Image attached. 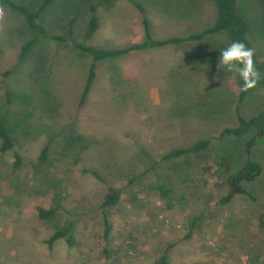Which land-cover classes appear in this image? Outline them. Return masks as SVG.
<instances>
[{"label": "rangeland", "instance_id": "1", "mask_svg": "<svg viewBox=\"0 0 264 264\" xmlns=\"http://www.w3.org/2000/svg\"><path fill=\"white\" fill-rule=\"evenodd\" d=\"M12 1L32 12L42 2ZM90 4L99 25L86 40ZM137 4L157 39L197 33L217 15L215 0H54L38 18L48 37L21 55L33 31L6 7L0 113L10 115L23 160L14 168L13 152H0V264H154L163 256L166 264H264V139L252 152L262 171L244 184L253 199L223 202L225 174L217 166L224 158L232 171L239 168L254 133L230 137L222 129L237 125V113L247 118L264 110V3L236 0L261 74L241 102L240 75L219 67L220 51L231 44L223 32L100 60L83 97L92 59L71 40L101 49L141 41ZM200 138L210 140L205 150L151 168ZM45 145L48 160L40 167ZM156 184L168 188L167 197ZM108 186L122 192L105 210L106 238L101 203ZM55 193L75 220L72 245L47 242L66 212L53 222L37 216Z\"/></svg>", "mask_w": 264, "mask_h": 264}, {"label": "trees", "instance_id": "2", "mask_svg": "<svg viewBox=\"0 0 264 264\" xmlns=\"http://www.w3.org/2000/svg\"><path fill=\"white\" fill-rule=\"evenodd\" d=\"M53 1L54 0H42L38 7V11L32 12L24 5L15 3L12 0H0V2L6 5L8 9L18 13L21 17H23V19L33 31L32 38H30V40L21 47V55H24L26 52H28L38 40L48 37L44 26L38 21V18L39 14L43 12ZM260 1L264 3V0ZM215 3L217 15L215 23L211 27L197 33L188 34L186 36H172L166 39H157L153 37L150 28V22L146 16L145 9L140 4H137V7L141 12L143 31L142 40L133 44H129L125 48L119 49H101L92 45L76 43L72 41L71 37L73 35V23L75 21V18L71 17L66 25V33L71 40L72 46L78 49L83 54L91 56L92 59L85 81L83 97L88 92L90 83L95 78L96 63L105 58L118 57L130 51L147 49L151 47H161L167 44L178 45L183 42L198 41L206 35L222 32L226 34L228 40L231 43L234 41H242L248 47L254 49L252 44L246 37L247 24L243 20V18L236 12V0H215ZM96 9L97 8L95 5H89V16L84 32V38L86 40L97 30L99 25L98 17L96 15ZM53 38L64 40V37L62 36H53ZM254 61L255 66L258 69L256 52L254 55ZM237 84L239 88L238 99L241 102L253 88L248 91H243V80L241 77L238 79ZM9 116L10 115L6 111H2V113H0V152L4 153L7 151H12L14 157L12 165L14 168H17L21 165L23 157L18 149L15 129L14 126L10 123ZM237 120L238 121L236 126L224 127L221 131V135L230 137L238 136L247 132L249 129H253L254 133L246 142V158L239 168L235 169V171H232L229 167L228 160L224 158L219 159L217 162L218 168H220L221 171L225 174L223 181H221V184H225L227 188L225 195L222 197V201L226 203L238 197H249L253 199L254 196L250 194V192L245 188L244 184L254 181L262 171V165L253 158L252 152L253 148L264 139V110L259 111L247 118H244L240 115V113H237ZM209 143V139L200 138L189 146L173 148L165 153L158 161H155L152 164L151 168L156 169L157 164L160 161L178 159L187 155L199 153L205 150L208 147ZM48 149V145H45L40 150L36 162L37 166L41 167L48 160ZM92 173L99 176L94 171H92ZM155 188L156 190H159L163 197H167V187H165L163 184H156ZM121 192L122 188L108 186V191L105 193L103 201L101 203L105 224L104 236L106 238L111 229V226L107 220L105 210L111 206L116 205L119 202ZM64 200L65 198L63 196L55 193L52 197V204L49 207H37L38 218L47 222H53L61 211L67 213V219L63 223L55 224V228L47 240L49 245H52L58 239H63L68 245H72L74 243L73 229L75 220ZM154 264H166L165 257H161Z\"/></svg>", "mask_w": 264, "mask_h": 264}, {"label": "clouds", "instance_id": "3", "mask_svg": "<svg viewBox=\"0 0 264 264\" xmlns=\"http://www.w3.org/2000/svg\"><path fill=\"white\" fill-rule=\"evenodd\" d=\"M6 16V5L0 2V31L4 29ZM254 55L255 50L242 41H234L220 51L219 67L238 73L243 80V91L256 87L261 79V74L255 66Z\"/></svg>", "mask_w": 264, "mask_h": 264}]
</instances>
